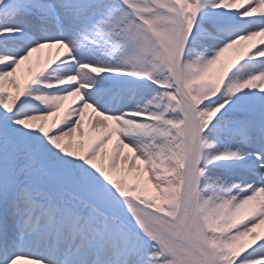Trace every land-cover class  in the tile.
<instances>
[{
    "label": "snow or ice",
    "instance_id": "obj_1",
    "mask_svg": "<svg viewBox=\"0 0 264 264\" xmlns=\"http://www.w3.org/2000/svg\"><path fill=\"white\" fill-rule=\"evenodd\" d=\"M0 264H264V0H0Z\"/></svg>",
    "mask_w": 264,
    "mask_h": 264
}]
</instances>
